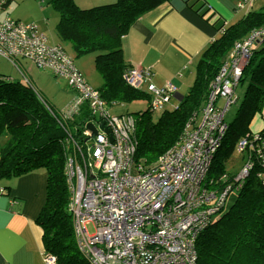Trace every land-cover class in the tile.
Instances as JSON below:
<instances>
[{
    "label": "built area",
    "instance_id": "built-area-1",
    "mask_svg": "<svg viewBox=\"0 0 264 264\" xmlns=\"http://www.w3.org/2000/svg\"><path fill=\"white\" fill-rule=\"evenodd\" d=\"M35 31L30 24L0 17V57L14 67L17 60L33 62L41 70L68 79L76 93L59 117L73 151L66 159L65 174L79 252L89 264H197V235L224 208L225 197L242 189L254 165L261 167L257 177L264 183V134L250 133L236 144V150L247 157L234 183L220 195L207 189L208 174L227 130L224 115L235 103L233 91L250 53L264 41V27L234 44L211 85L201 121L190 120L186 128L198 125L185 128L179 141L152 166L136 159L134 119L110 115L99 92L86 84L63 48L48 45ZM152 76L151 69L132 66L123 81L134 89L146 85L151 94L149 111L154 113L164 110L177 89L170 82L162 87L147 83ZM219 99L224 102L221 110L215 108ZM83 112L86 116L72 135V125L67 126L65 120ZM100 123L108 133L98 129ZM88 124L97 129L95 135ZM55 262L53 255L44 254L45 264Z\"/></svg>",
    "mask_w": 264,
    "mask_h": 264
},
{
    "label": "trees",
    "instance_id": "trees-1",
    "mask_svg": "<svg viewBox=\"0 0 264 264\" xmlns=\"http://www.w3.org/2000/svg\"><path fill=\"white\" fill-rule=\"evenodd\" d=\"M173 1L116 0L113 4L80 9L73 0H52L60 15L56 27L58 36L71 42L79 53L99 52L95 56V64L104 80L102 88L98 89L104 106L109 107L114 102L151 99L145 85L134 89L123 81V74L131 66L124 60L122 38L140 17ZM185 1L189 8L194 9L199 0ZM251 2L244 0L239 8L249 9ZM10 3L11 0H0V13L6 14ZM34 27L39 34L38 28ZM261 27H264V8L257 12L249 11L222 29L220 36L201 53L193 83L178 104L173 109L163 110L156 120H153V113L149 110L134 119L135 156L142 165H154L159 156L179 141L190 120L199 122L198 114H202L215 76L234 44L242 42L250 32ZM221 28L215 27L217 30ZM260 45L263 46L250 53L239 79V83L243 80L248 83L237 110L240 122L236 123L235 119L228 124L208 174L207 189L216 195H220L234 181L229 180L219 158L231 154L237 142L250 132L248 127L253 117L262 112L264 41ZM223 104V100L219 99L215 108L221 110L219 107ZM59 116L35 87L22 79L16 81L0 76V134L8 137L7 147L1 150L0 178H18L44 169L46 198L37 218L42 230L43 251L55 257V264H89L77 248L69 211L70 191L65 169L66 159L73 151ZM85 116L86 112H83L76 118L65 120L67 126L72 125L69 130L72 135ZM197 125H188L186 129L192 130ZM257 133L264 134V131ZM260 171L261 167L254 165L228 211L222 216L220 212L216 213L214 216L217 215V218L213 220V216L197 235V264H264V183L257 177ZM224 175L227 179H223Z\"/></svg>",
    "mask_w": 264,
    "mask_h": 264
},
{
    "label": "crops",
    "instance_id": "crops-1",
    "mask_svg": "<svg viewBox=\"0 0 264 264\" xmlns=\"http://www.w3.org/2000/svg\"><path fill=\"white\" fill-rule=\"evenodd\" d=\"M243 1L199 0L192 9L187 1L174 0L159 6L140 17L122 38L126 64L151 69L153 76L147 83L162 87L170 82L176 87L177 96H184L179 92L193 83L201 53L220 36L222 29L247 12L264 8L260 0L252 1L249 9L239 8ZM216 26H222L221 30L215 29ZM6 64L5 61L0 63V74L13 76L15 68L20 79L22 73L27 83L34 87L27 69L19 64L10 69ZM226 127L228 130L227 124ZM248 128L251 133L264 131V105ZM7 141L8 137L0 134V157ZM45 198L46 173L42 168L8 181L0 178V264H45L42 230L37 224Z\"/></svg>",
    "mask_w": 264,
    "mask_h": 264
},
{
    "label": "rangeland",
    "instance_id": "rangeland-1",
    "mask_svg": "<svg viewBox=\"0 0 264 264\" xmlns=\"http://www.w3.org/2000/svg\"><path fill=\"white\" fill-rule=\"evenodd\" d=\"M115 1L116 0H73L76 6L80 9H89L109 5L113 4ZM260 3L263 4L264 0H260ZM0 17H9L12 20L18 21L25 25L31 24L36 26L39 30V34L45 35L44 37L46 38V43L48 45L62 46L74 68L81 73L86 84L91 89L98 91V89L102 88L104 80L100 72L97 70L95 64V56L99 54V52H97L96 54L92 53L91 51L87 53H79L75 50L71 42L62 40L58 36L56 27L59 23L60 15L52 5V0H12L7 9V13H0ZM4 61L8 63L6 64V68L9 67V65L10 69L13 68L12 64L9 61L7 62L4 59H0V63ZM26 61L27 60L22 61L21 59L18 64L23 67L24 70H28V77L38 91V94L48 103L54 113L60 115V113L71 103V101H73L74 97L76 96V93L69 85L68 79L53 77V75L48 71H41L34 67L29 61ZM240 63H242V61ZM13 69V76L8 77V75L4 74H0V76L6 77L9 80H20L19 73L15 70V68ZM191 85L189 86V88L191 87ZM247 85V81L243 80L240 81V83L238 82L237 86L234 88L233 100L237 99V101L230 105L228 111L224 116V121L227 125H230L235 119L236 123L240 122L241 116L239 113L237 114V110L242 102ZM189 88L184 89V91H180L179 93L186 94ZM177 104V99L175 97H171L170 101L164 104V110L173 109ZM149 105V99H140L132 102H114L111 104V106H105L104 108L112 116L129 115L131 116V118L136 119L139 114L149 110ZM200 107H202V105ZM161 112L162 111H155L152 114L153 120H156ZM201 118L202 114L199 113V122ZM1 135L7 136L6 134ZM7 145L8 142L5 144V147H7ZM219 161L222 163L223 169L225 170V173L227 174L229 180H231L239 173L240 169L246 162V156L244 155V153L238 152L235 147L231 154H229L228 156L222 155L219 158ZM4 180L8 181L10 179L4 178ZM231 183L233 184L234 182ZM237 196L238 193L235 191H232L228 195L224 204V208L219 213L220 216L228 211ZM216 218L217 215L213 217V220H215ZM87 229L89 233H93V228L91 225H88Z\"/></svg>",
    "mask_w": 264,
    "mask_h": 264
},
{
    "label": "water",
    "instance_id": "water-1",
    "mask_svg": "<svg viewBox=\"0 0 264 264\" xmlns=\"http://www.w3.org/2000/svg\"><path fill=\"white\" fill-rule=\"evenodd\" d=\"M175 98L177 99V101H180V100L182 99V95H180V96H177V95H176ZM87 128L91 131V133H92L93 135H95V134L97 133V129H96L93 125L88 124V125H87ZM98 129H103L105 133H108V130H106V129L103 127V123H100V124L98 125Z\"/></svg>",
    "mask_w": 264,
    "mask_h": 264
}]
</instances>
